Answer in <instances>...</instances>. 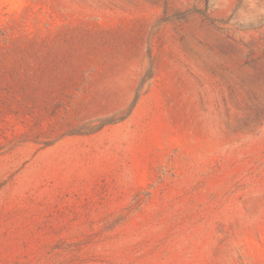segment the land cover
<instances>
[{"label": "rangeland", "instance_id": "rangeland-1", "mask_svg": "<svg viewBox=\"0 0 264 264\" xmlns=\"http://www.w3.org/2000/svg\"><path fill=\"white\" fill-rule=\"evenodd\" d=\"M0 264H264V0H0Z\"/></svg>", "mask_w": 264, "mask_h": 264}]
</instances>
